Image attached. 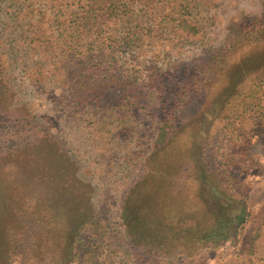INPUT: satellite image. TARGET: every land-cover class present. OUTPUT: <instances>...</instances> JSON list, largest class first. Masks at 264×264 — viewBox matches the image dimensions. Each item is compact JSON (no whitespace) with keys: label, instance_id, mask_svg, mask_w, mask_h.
<instances>
[{"label":"rangeland","instance_id":"obj_1","mask_svg":"<svg viewBox=\"0 0 264 264\" xmlns=\"http://www.w3.org/2000/svg\"><path fill=\"white\" fill-rule=\"evenodd\" d=\"M156 1L102 0L89 20V0H0V237L57 253L56 235L70 228L55 192L68 160L95 215L75 238L74 264H264V56L253 55L264 0ZM163 119L170 130L154 157ZM194 165L247 200L236 247L134 245L121 220L127 192L152 172L166 201L147 214L186 234L198 214ZM29 257L52 264L50 253Z\"/></svg>","mask_w":264,"mask_h":264},{"label":"trees","instance_id":"obj_2","mask_svg":"<svg viewBox=\"0 0 264 264\" xmlns=\"http://www.w3.org/2000/svg\"><path fill=\"white\" fill-rule=\"evenodd\" d=\"M100 1L102 2V0H99V2L98 0H89L87 3L88 10L86 11L88 17H83V19L95 20L99 17L98 6ZM123 1L125 2L124 7L126 8L127 5L128 7H131V5L135 3L131 2V0ZM132 1H136L138 4L142 3L145 6L148 0ZM159 1L162 0H157L156 5ZM182 1H170L169 3H171L172 6H181ZM253 26L264 28V21L255 22ZM262 31L264 34L263 29ZM136 33H138L136 30L127 33L125 39H127L129 36H135ZM262 42L263 44L256 48L257 51L253 52L254 56H264V39ZM252 43L258 44V42ZM234 93L235 88L233 87V91L227 100L230 97H233ZM168 121L169 119H163L161 123H159V135L154 142V157L158 155L157 152L162 149L163 145L167 141L166 135L170 130V128L167 129L169 124ZM194 139V142L199 140L198 137H194ZM188 158L190 161L195 162V153L189 150ZM60 160V154L56 153V163L53 176L59 182L63 178V170L60 165ZM66 160L67 158H65V161ZM152 162V167L154 168L156 161L153 160ZM69 163L70 162L67 160L66 170L70 172L71 176L69 178L66 177V186H64L63 191L59 189L60 187L58 184L55 187V192L59 193L63 198L64 205L62 209L67 213V224L70 225L69 230L65 231L64 235H56L57 253L54 251L49 252V250L47 252L41 253L37 251L23 252L19 247H16L15 244L12 245L13 240H11L9 236L4 237L5 239L0 237V264H26L28 259H33L29 257L30 254L37 258L38 261L40 254L48 253H50L51 257H48L46 262L51 261L52 264L75 263V238L79 235V231L83 228V226L90 224V221L95 215L93 216L92 214L93 207L89 201L90 190L89 188L85 187V185L77 182L74 175V165L72 162L70 164ZM196 172L197 168L194 165V176L197 180L195 187L196 204H194V208L198 214L193 216L195 217L193 218L195 219L193 225L188 226L187 229H185L186 234H183L184 230L181 231L180 235L172 234L170 231H162L163 226H161V223L163 218L158 217V215L161 213V209L164 205V202L166 201L165 198H161L162 185L164 186L166 182L159 180L154 187L150 182H148L152 178V172H150L143 181L139 182L140 186L137 185L131 191V193L129 191L127 192V195L125 196L126 200L124 201V206L122 209L121 220L125 226L127 237L132 243H134V245L143 247H157L160 250H164V252L176 250L179 247L185 250H195L194 252H197L199 248L215 250L216 248L224 246L229 248L236 247L239 240L240 230L249 218L247 200L244 197L239 198L235 196L234 192L232 191L234 186L225 187L222 183L218 184L214 182L208 173L202 178L200 177L201 175L199 176ZM154 174L157 176L155 172ZM7 183L8 182H3L0 177V192L3 190V188L6 191V187H8L6 185ZM231 188L232 190H230ZM139 196V200L134 202L133 199ZM50 198H53V196ZM180 203L182 205L185 204V202H181L174 196H171L168 200V204L172 205L173 207L175 205V208H179ZM58 204L59 203L54 199L52 206L58 208ZM81 206L82 210L80 209ZM152 211L157 212L158 215H151L149 217L147 213ZM163 254L169 256L171 253Z\"/></svg>","mask_w":264,"mask_h":264}]
</instances>
